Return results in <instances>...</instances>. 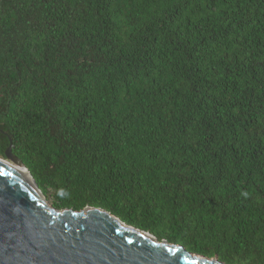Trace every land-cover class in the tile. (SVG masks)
<instances>
[{
  "label": "trees",
  "instance_id": "1",
  "mask_svg": "<svg viewBox=\"0 0 264 264\" xmlns=\"http://www.w3.org/2000/svg\"><path fill=\"white\" fill-rule=\"evenodd\" d=\"M223 264H264V0H0V158Z\"/></svg>",
  "mask_w": 264,
  "mask_h": 264
},
{
  "label": "water",
  "instance_id": "2",
  "mask_svg": "<svg viewBox=\"0 0 264 264\" xmlns=\"http://www.w3.org/2000/svg\"><path fill=\"white\" fill-rule=\"evenodd\" d=\"M9 139L0 158V264H223L159 242L102 209H50Z\"/></svg>",
  "mask_w": 264,
  "mask_h": 264
},
{
  "label": "bare ground",
  "instance_id": "3",
  "mask_svg": "<svg viewBox=\"0 0 264 264\" xmlns=\"http://www.w3.org/2000/svg\"><path fill=\"white\" fill-rule=\"evenodd\" d=\"M16 165H10L9 167H15ZM24 171L26 172V174L28 175V173H27V171L24 169ZM28 177H29V175H28ZM30 178V177H29ZM31 180V179H30ZM32 181V180H31ZM33 183V182H32ZM33 185H34V183H33ZM35 186V185H34ZM39 194V193H38ZM39 196H40V194H39ZM40 198H41V196H40ZM41 200H42V198H41ZM43 201V200H42ZM44 202V201H43ZM45 203V202H44ZM50 209H52V207L48 204V203H45ZM53 210V209H52ZM117 221V220H116ZM196 259H200V260H204L203 258H200V257H197L196 256ZM212 262H217V261H215V260H213ZM217 263H219V262H217Z\"/></svg>",
  "mask_w": 264,
  "mask_h": 264
},
{
  "label": "rangeland",
  "instance_id": "4",
  "mask_svg": "<svg viewBox=\"0 0 264 264\" xmlns=\"http://www.w3.org/2000/svg\"><path fill=\"white\" fill-rule=\"evenodd\" d=\"M50 205V204H49Z\"/></svg>",
  "mask_w": 264,
  "mask_h": 264
}]
</instances>
